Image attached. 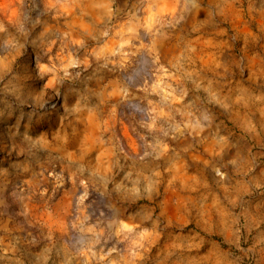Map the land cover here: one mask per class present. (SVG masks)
Masks as SVG:
<instances>
[{"label":"clouds","instance_id":"clouds-1","mask_svg":"<svg viewBox=\"0 0 264 264\" xmlns=\"http://www.w3.org/2000/svg\"><path fill=\"white\" fill-rule=\"evenodd\" d=\"M0 264H264V0H0Z\"/></svg>","mask_w":264,"mask_h":264},{"label":"rangeland","instance_id":"rangeland-1","mask_svg":"<svg viewBox=\"0 0 264 264\" xmlns=\"http://www.w3.org/2000/svg\"><path fill=\"white\" fill-rule=\"evenodd\" d=\"M188 227H189L190 229H193V228L195 227V225L190 224Z\"/></svg>","mask_w":264,"mask_h":264}]
</instances>
